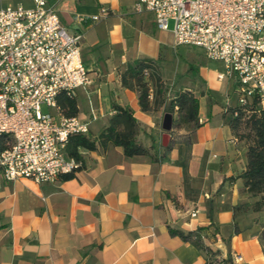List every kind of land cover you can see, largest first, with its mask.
<instances>
[{"label": "crops", "instance_id": "obj_1", "mask_svg": "<svg viewBox=\"0 0 264 264\" xmlns=\"http://www.w3.org/2000/svg\"><path fill=\"white\" fill-rule=\"evenodd\" d=\"M47 2L68 34L82 36L80 54L90 84L74 98L86 135L98 138L114 115L112 105L129 108L140 127L138 142L156 159L126 158L120 147L97 145L80 151L81 168L70 180L4 184L0 264H206L199 244L171 233L199 230L220 256L239 254V264H264L257 228L244 227L242 215L232 211L248 202L237 179L246 147L222 117L236 104L229 96L231 87L236 90L233 80H217L223 66L204 67L203 52L198 65L185 62L175 51L181 46H175L171 29L157 30L151 12L136 13L137 0ZM16 6L31 9L33 2L0 0V9ZM76 16L99 20L79 24ZM137 60H151L169 91L197 99L195 128L166 132L162 109L141 110L136 92L120 84V73Z\"/></svg>", "mask_w": 264, "mask_h": 264}, {"label": "built area", "instance_id": "obj_2", "mask_svg": "<svg viewBox=\"0 0 264 264\" xmlns=\"http://www.w3.org/2000/svg\"><path fill=\"white\" fill-rule=\"evenodd\" d=\"M32 2L31 9H0V188L18 179L53 184L74 174L82 164L65 154L67 141L88 133L87 124L65 117L57 104L58 97L73 98L90 84L82 36L66 32L47 0ZM134 11L153 13L159 31L172 23L175 46L201 49L223 66L218 81L233 80L240 104L255 94L264 109V0H137ZM98 20L75 17L79 24ZM209 237L189 236L206 264L242 262L239 254L213 255Z\"/></svg>", "mask_w": 264, "mask_h": 264}, {"label": "trees", "instance_id": "obj_3", "mask_svg": "<svg viewBox=\"0 0 264 264\" xmlns=\"http://www.w3.org/2000/svg\"><path fill=\"white\" fill-rule=\"evenodd\" d=\"M154 71V63L151 60H137L127 64L120 73L121 86L136 92L143 112L160 110L165 104V86ZM151 86L156 90L152 101L149 100L148 95ZM57 104L65 117H76L77 105L74 97L60 96ZM174 108L184 114L185 123H194L197 126L198 101L191 93L176 94L166 104L165 114H170ZM112 110L114 115L109 118L107 126L97 139H92L88 135H72L67 141L65 154L81 161L80 151H94L97 145L110 144L120 147L126 158L149 157L155 160L150 150L143 148L137 140L140 127L132 111L115 104L112 105ZM222 117L236 141L242 142L246 147V165L237 179L242 180V191L248 198V202L232 208L234 217L247 212L264 213V109L254 94L246 98L245 104H240L236 100V104L227 108ZM60 178L65 181L70 180L73 174ZM171 233L181 236L184 240L188 239L191 234L184 236L178 232L172 231ZM215 254L218 253L214 252L213 255Z\"/></svg>", "mask_w": 264, "mask_h": 264}, {"label": "rangeland", "instance_id": "obj_4", "mask_svg": "<svg viewBox=\"0 0 264 264\" xmlns=\"http://www.w3.org/2000/svg\"><path fill=\"white\" fill-rule=\"evenodd\" d=\"M172 28V23L169 24V30ZM176 53L179 57L184 58V61L186 62V59L190 62V63H195L196 65H198V63H200L202 60V55H203V51L199 48H195V47H187V46H181L179 48H177ZM201 52V53H198ZM173 55V54H172ZM175 55H173L170 59V61H172L170 64L171 67L174 68V57ZM173 58V59H172ZM217 63H213L210 61H207L204 59V67H207L209 69H215L217 68ZM149 92L148 95L150 96L149 100H154V96H155V88H153L152 86L149 87ZM165 89V96L164 98L165 100V104L162 107V110L165 111L166 109V104L169 103L176 94H178L179 92L177 91H169L168 88L164 87ZM229 96H230V101L231 103H235L237 100V95L236 92H234L233 88H230V92H229ZM42 111L43 112H48L49 110L45 107L42 106ZM52 112V111H51ZM165 113V112H164ZM170 114L172 115V126L171 129H178V128H183L185 127V125L189 127H191L192 129L195 128L196 126L194 125V123H188L186 124L184 122V114L181 113L177 108H174V110L172 112H170ZM242 217V223L244 225V227L246 228H251L252 226L255 227V229L257 228V232H259V237L261 238V242H262V249L264 252V213H259V214H254L251 212H247L244 215L241 216Z\"/></svg>", "mask_w": 264, "mask_h": 264}, {"label": "water", "instance_id": "obj_5", "mask_svg": "<svg viewBox=\"0 0 264 264\" xmlns=\"http://www.w3.org/2000/svg\"><path fill=\"white\" fill-rule=\"evenodd\" d=\"M172 126V115L165 114L162 121V129L166 132L170 131Z\"/></svg>", "mask_w": 264, "mask_h": 264}]
</instances>
